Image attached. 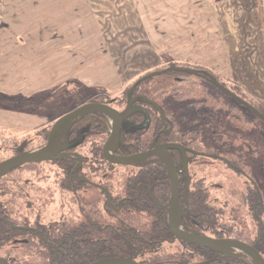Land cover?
Listing matches in <instances>:
<instances>
[{"label":"flooded vegetation","instance_id":"1","mask_svg":"<svg viewBox=\"0 0 264 264\" xmlns=\"http://www.w3.org/2000/svg\"><path fill=\"white\" fill-rule=\"evenodd\" d=\"M165 62L167 64H160L152 72L142 74L138 80L132 83V85L125 87L119 93L107 95L108 93L103 92V96L95 95L93 100L87 99L84 102L77 104L73 109L62 112L59 116L53 118V121L50 122L51 124L49 123L50 125L48 123L46 124L47 126H45V128L48 132L46 136L43 137L45 139L44 145L31 151L39 150L47 144L51 125L55 120L65 114L75 111L84 104L98 103L115 110L119 113V118H117V115H111L110 117L102 113L109 118L111 126L109 135L101 147L103 157L108 163L115 164L107 160L103 150L106 141L112 134L114 128L113 125L115 123L114 117L120 119L121 134L118 142L121 141L123 132L134 126L140 128L148 127L147 133L151 140L149 145H146L141 149H136L129 154H116L115 147L118 143L116 142L109 148L111 150L110 153L115 156H131L138 153L148 152L156 148L160 149L161 146L166 144L173 145L169 147L168 150H164L165 153H170L172 167L168 168L159 155L143 156L138 162L129 165L140 166L149 159L155 158L160 159L165 166L164 169H166L170 180V189L168 203L161 206L164 209L162 214L167 229L171 238L174 240V242L171 243L172 247H169L170 252L177 254L180 252L178 250H181L184 254L188 249V246L194 245L209 249L216 254L237 258L239 260L243 259L244 255H246L250 264H255L251 256H249V254L241 247L235 245L227 247L225 244L222 248L223 250L218 251L174 236L170 230L169 219L173 220V222L179 223L178 230L181 229V231H185L189 234L209 238L237 239L254 247L264 257V247L261 249V246H259L258 249L253 243L235 236L227 235L224 231H220L216 234L204 231H194L187 228L185 223L186 219L191 222L201 220L200 217L194 213V205H192L193 203L196 205L197 196L202 197L201 202L204 207H207V211H209V207L215 206L218 208H227V204L229 205V203L234 201L235 188L244 191V187H247V189L253 188L260 192V202L262 204L259 206L257 213L261 221L260 223H262L264 227V132H261L264 131V127L262 129H259L258 127L257 105L254 101L256 96L254 97V95L247 90L240 92L235 87L236 85L239 86L237 82L226 80L210 69L209 70L214 75L205 70L198 69L193 66L197 64L190 63L189 61L168 59ZM169 68H175V70L169 71L167 70ZM178 68H187L188 70H178ZM168 74L170 75V78L163 80ZM153 75L159 76V79H149L153 77ZM167 83V86L163 85ZM72 92L73 91H65L66 96L68 97L69 93ZM71 97L72 96L69 97V100H71ZM85 115L86 114L79 118ZM136 115H140L141 118L135 120L134 117ZM79 118H77L75 122ZM67 132L61 143L58 159L23 164L0 176V182L3 183L4 186L3 189L2 186H0V219L12 227L37 231L49 248L61 253L64 257L63 264H69V260H75V255L69 257L66 252L68 247L74 253H78L77 248H75L72 243L68 244V246L64 240L55 243L54 241L48 240L42 233V230L36 226L13 223L14 221L23 222L22 215L25 214L31 221L37 219L36 221L39 223H48V226L51 227L53 226L51 223L60 222L62 216L55 218L54 220H48L44 217L43 211L36 205H33L31 200L28 201L27 208L25 207L27 213L25 212V209L21 207L16 208L12 200L14 190L6 189L4 179L10 173L20 169H26V167L28 168L29 166L27 165L36 164L35 167L40 168L41 165L47 162H53V164L58 167V182L60 183V188L66 190L62 187L63 177H61V170L56 162L66 158H76L73 173L83 185L80 188L73 187L70 191L77 204L75 219L78 221V219L81 220L82 217H85L83 212H81V205L84 202L98 203L103 207L105 206V201H108L109 204L119 210L122 205V200H120L117 205H114L110 191L101 183V177L103 175L99 176L98 171L95 170L93 173L94 178L92 177V179H89L79 172L84 164V158L76 149H72V145L67 138ZM260 132L261 136L259 137ZM17 154L20 153L14 155ZM10 157L12 156L7 158ZM200 158L211 159L212 164L197 161V159ZM80 160L82 161L81 165L77 167ZM219 167L228 169L236 175L239 180L243 181L241 185L238 183V180L231 182V198L230 200L225 199L224 202L214 195H211V188L208 183L209 175L207 170ZM104 174L108 177L111 172L107 170ZM221 185H223V182L216 184L217 188ZM87 188H95L99 192L98 195L95 196L90 193V196H86L83 192ZM173 189H176V199L174 197L176 208L174 212L171 213L170 208ZM221 189L223 192L225 190V185H223ZM7 193L11 196L8 199H5V197L9 195ZM207 194H210L209 201L207 199ZM257 207L258 206H255V209ZM244 210H246V208ZM8 213H12L11 217L14 220L8 217ZM229 218L230 215H223L221 217L223 221ZM86 219L88 222H91V219ZM180 220L183 225H181ZM222 226L224 227V225ZM259 235L264 236V232L259 233ZM262 241L263 239L260 238L259 245H261ZM185 245L188 246L184 248ZM57 255L59 256V254ZM110 258L129 259L134 264H142L138 255L123 258L106 257L96 260L94 259L85 264H92ZM178 258H181V256H178ZM56 261H59V257L55 259V262ZM55 262L52 261V264H57V262ZM208 262L209 261L199 260L191 262L190 264H208ZM0 264L17 263L0 254Z\"/></svg>","mask_w":264,"mask_h":264},{"label":"crops","instance_id":"2","mask_svg":"<svg viewBox=\"0 0 264 264\" xmlns=\"http://www.w3.org/2000/svg\"><path fill=\"white\" fill-rule=\"evenodd\" d=\"M104 21L105 28L137 24L139 31L168 33L156 36L155 45L168 41L175 60L208 68L264 100V0H0V91L32 98L78 79L66 62L77 63L82 41L99 45ZM129 52H138L137 45ZM54 60L59 64L50 69ZM50 78L57 84L52 90ZM85 78L90 85L96 79ZM48 116L0 107V127L31 131Z\"/></svg>","mask_w":264,"mask_h":264},{"label":"trees","instance_id":"3","mask_svg":"<svg viewBox=\"0 0 264 264\" xmlns=\"http://www.w3.org/2000/svg\"><path fill=\"white\" fill-rule=\"evenodd\" d=\"M193 66L212 74L208 68L200 65ZM167 70L173 71L175 68ZM178 70L187 71L188 69L178 68ZM169 78L168 74L163 80ZM149 79L157 80L159 76L153 75ZM163 85L167 86L168 83ZM235 87L240 92L245 90L240 84ZM254 101L257 105L258 127L262 129L264 100L256 97ZM140 118V115L134 117L135 120ZM110 127L109 118L106 115L91 112L79 118L69 128L67 138L72 149H76L83 155L84 164L79 172L89 179L94 178L95 170L98 171L99 176L103 175L100 181L110 191L114 205L122 200L119 210L108 201H105L103 207L98 203L84 202L81 205V212L85 217L78 221L71 217H62L60 222H53L51 223L53 226L49 227L48 223L41 224L36 221L37 219L31 221L27 215L23 214V222L14 221L13 223L36 226L42 230L48 240L55 243L63 240L67 246L72 243L78 253H74L67 247L68 256L75 255V260H69V264H85L94 259L137 255L142 264H190L199 260L209 261L208 264H250L244 254V258L239 260L194 245H185L184 248L188 246V249L184 254L181 250H178L180 252L177 254L170 252L169 247H172L171 243L174 240L167 229L162 214L164 209L161 206L168 203L170 189V180L164 169L165 166L160 159L155 158L149 159L140 166L108 163L103 157L101 147L109 135ZM147 130L148 127L138 126L127 129L123 132L121 141L117 143L115 153L129 154L149 145L151 140ZM47 132L46 128L40 129L36 136L42 140L37 144H34V141L26 143L24 140L16 142L12 153L29 152L41 147L45 143L43 137ZM75 163L76 158H66L56 162L63 177L62 187L69 191L73 187L80 188L83 185L73 173ZM107 170L111 172L108 177L104 174ZM0 186L4 188L1 182ZM244 189L241 191L235 188L234 201L227 204V208L215 206L209 207V211L202 204V197L197 196L196 205L195 203L192 205H194V213L201 220L191 222L186 219V227L194 231L214 234L224 231L227 235L247 240L258 249L259 246L262 249L264 236L259 233L264 232V227L257 213L262 204L260 192L253 188L244 187ZM207 199L210 200V194H207ZM255 206L258 207L255 209ZM11 215L12 213H8L9 218H12ZM223 215H230V218L223 221L221 219ZM86 218L91 219V222H88ZM260 238L263 239L261 245H259ZM0 254L17 264H52V261L55 262L58 257L57 264L64 263L61 253L49 248L37 231L12 227L1 219Z\"/></svg>","mask_w":264,"mask_h":264},{"label":"rangeland","instance_id":"4","mask_svg":"<svg viewBox=\"0 0 264 264\" xmlns=\"http://www.w3.org/2000/svg\"><path fill=\"white\" fill-rule=\"evenodd\" d=\"M114 1L118 2V0ZM114 19L118 21L120 20V16L114 14ZM105 23L106 21H104L103 25L101 24V28L104 29L98 32L99 39H103L99 40V45L92 48L89 46L90 43L82 41L83 44L80 47L81 57L77 59V63L75 61L71 63L69 61L66 62L67 66L72 67L74 65L76 70H78L77 74H72L76 75L78 79L70 80L71 78H67L64 87H60L55 92L44 93L34 97L30 96L32 98H26L22 94H10L9 92L3 94L0 91V107L6 109L18 107V109L23 111L49 114V124L53 121V118L59 116L64 111L73 109L77 104L87 99L93 100L95 95L103 96V92L108 93L107 95L119 93L125 87L132 85L142 74L152 72L160 64H167L165 61L168 59H174L169 52L168 41H166L167 44L156 43L157 46L155 45V39L164 37L168 39V33L161 32L162 36L151 30L139 31L137 24H130V30H123L121 25L117 23L110 24V28L106 27V29ZM162 30L170 29L167 25ZM148 38L151 39L150 44ZM134 45H137L138 52L130 53L129 51ZM91 56L93 58L90 59L89 57ZM96 58L97 61L94 62ZM69 60H72V58ZM58 64L59 62L55 60L51 61L50 69L56 67ZM105 68L108 70V75H104L106 74L103 71ZM110 68L112 69V74H109ZM94 74L96 79L90 85L88 82L92 79L85 77L94 76ZM51 78L48 81L52 90L57 87V84L56 80ZM70 90L73 92L69 93L67 97L65 91L71 92ZM70 96H72L71 100H69ZM8 115L12 116L10 113ZM44 122L47 124L46 121ZM46 124L36 127L31 131L25 129L19 131V129H15L16 127L9 125L6 128L0 127V161L14 155L12 148L18 141L24 140L26 143L34 141V144L41 142L42 139L40 140L36 135L40 129L47 126ZM197 161L212 164L211 159L200 158ZM27 166L29 167H26V169H20L8 174L4 179L6 189L14 190L12 196L14 206L25 209L27 213L26 206L28 201L31 200L33 205H36L43 211L44 217L48 220H54L60 216L75 219L77 204L72 192L60 188L58 167L53 162H47L41 165L40 168L35 167L36 165ZM207 172L211 195L219 198L222 202L225 199L230 200L231 198V182L238 180L240 185L243 183L236 175L224 167L209 169ZM221 182L225 185L223 192L221 189L223 185L219 188L216 186V184ZM83 193L86 196H90V193L97 196L99 192L95 188H87ZM10 196L9 194L5 199H8Z\"/></svg>","mask_w":264,"mask_h":264},{"label":"water","instance_id":"5","mask_svg":"<svg viewBox=\"0 0 264 264\" xmlns=\"http://www.w3.org/2000/svg\"><path fill=\"white\" fill-rule=\"evenodd\" d=\"M90 112H101L110 117L111 115H115V116L117 115V118H119L118 112L105 105H101L98 103L84 104L75 111L65 114L64 116L58 118L53 122L50 128L47 144L43 148L36 151L23 152L0 161V176L6 174L10 170L18 166H21L23 164L58 159L59 156L58 154L60 153V146L63 137L65 136L68 129L71 127L72 124H74L77 118ZM117 118L114 117L115 123L113 125L114 128L112 134L109 137V139L106 141L103 148L104 155L108 161L120 165H131L133 163L138 162L140 158H142L143 156L147 157L150 155H159L168 168L172 167V160L170 157V153L167 151H166L167 153H165L164 151V150H168L169 147L173 146L170 144L163 145L160 147V149L156 148L148 152L138 153L131 156L119 157L111 154L110 153L111 150L109 148L114 143L118 142L121 134L120 119ZM81 162L82 161L80 160L77 167L81 165ZM175 190L173 189V195L171 199V208H170L171 213H173L176 208L174 204V197L176 199ZM180 223L181 225H183L181 220ZM178 225L179 223L173 222V220L169 219V226L171 232L174 234V236L182 240L203 245L206 247H210L218 251H222L223 250L222 248L224 247L225 244L227 245V247L230 245H235L243 248L249 254V256H251L255 264H264V257L262 256V254L259 253V251H257L254 247L242 241L231 238H209L204 236H197V235L189 234L185 231H181V229L178 230ZM92 264H134V263L131 262V260L129 259L110 258V259L100 260Z\"/></svg>","mask_w":264,"mask_h":264}]
</instances>
